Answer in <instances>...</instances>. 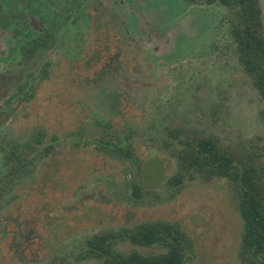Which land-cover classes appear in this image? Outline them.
Masks as SVG:
<instances>
[{
	"label": "rangeland",
	"instance_id": "374dc122",
	"mask_svg": "<svg viewBox=\"0 0 264 264\" xmlns=\"http://www.w3.org/2000/svg\"><path fill=\"white\" fill-rule=\"evenodd\" d=\"M99 1L111 32L107 58L72 74L62 49L36 56L33 66L49 59L53 69L26 106L9 96L33 71L17 64L14 43L9 57L0 58V138L20 139L37 129L58 137L47 162L38 163L33 179L17 188L19 197L0 210V264H102L79 255L88 236L157 219L179 222L190 235L186 264H243L242 221L227 182L171 185L176 142L163 141L168 127L182 125L224 143L264 144V99L234 52L225 7L145 0L139 6L147 19L139 20L130 0ZM8 35L0 28V43ZM83 45L86 54L90 41ZM106 123L129 136L135 163L95 140Z\"/></svg>",
	"mask_w": 264,
	"mask_h": 264
},
{
	"label": "trees",
	"instance_id": "16d2710c",
	"mask_svg": "<svg viewBox=\"0 0 264 264\" xmlns=\"http://www.w3.org/2000/svg\"><path fill=\"white\" fill-rule=\"evenodd\" d=\"M186 1L219 3L225 7L234 52L264 99V23L260 0ZM108 125H104L103 134L95 140L135 163L134 143L127 134L111 132ZM165 137V146L176 142L177 170L169 183L180 188L196 178L224 179L242 221L239 259L243 264H264V144L243 138L235 143H224L218 135L182 125L168 127ZM27 141L1 144L4 154L0 205L4 197L2 191L11 189L39 160L47 161L43 159L52 151L55 139L46 142L39 136L34 142ZM139 193L140 187L133 182V195L140 197ZM122 242L131 247L122 248L119 245ZM137 247L157 250L145 252ZM191 248L192 239L179 222L157 219L90 235L79 255L97 258L102 264H186Z\"/></svg>",
	"mask_w": 264,
	"mask_h": 264
},
{
	"label": "flooded vegetation",
	"instance_id": "af4514ba",
	"mask_svg": "<svg viewBox=\"0 0 264 264\" xmlns=\"http://www.w3.org/2000/svg\"><path fill=\"white\" fill-rule=\"evenodd\" d=\"M144 1H129L133 6L131 10L136 11L139 20L140 17L147 19L144 9L139 6L144 4ZM101 10L99 0H0V28L9 34V39L2 40L3 44L0 43V49H3L0 50V58L9 57L11 51L9 49H12L14 43L16 44L15 52L20 58L17 64L24 67L29 66L28 71H33L32 74H28L31 78L27 82H16L9 99L13 97L17 106H26L35 98L38 84L50 78L53 63L49 59L42 60L36 66L32 65L36 56L43 52L62 49L71 63L69 71L72 74H79L80 70L92 67L91 63H100L106 59L110 52L111 32L109 24L102 21L104 17ZM125 31L130 32L128 24L125 25ZM87 39L90 45L84 54L83 44ZM16 107L12 108V113ZM39 136L46 142L52 138L55 139L52 151L43 159L48 160L55 149L58 137L43 129H37L27 137L20 139L0 138V185L3 176L4 154L1 144L15 141L24 144L28 142L27 140L34 142V139ZM42 162L47 161L39 160L27 175L11 186V189L6 192L2 191L4 197L1 199L0 210L19 197L17 188L33 179L38 163Z\"/></svg>",
	"mask_w": 264,
	"mask_h": 264
}]
</instances>
